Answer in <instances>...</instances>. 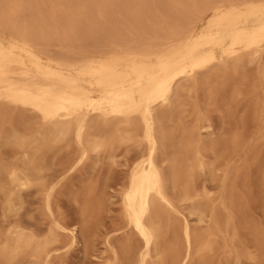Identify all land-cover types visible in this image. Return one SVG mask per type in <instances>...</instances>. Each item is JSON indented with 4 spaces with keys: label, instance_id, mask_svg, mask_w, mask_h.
<instances>
[{
    "label": "bare ground",
    "instance_id": "6f19581e",
    "mask_svg": "<svg viewBox=\"0 0 264 264\" xmlns=\"http://www.w3.org/2000/svg\"><path fill=\"white\" fill-rule=\"evenodd\" d=\"M122 14L135 19L124 24ZM84 35L85 49L45 47ZM263 55L264 0H0V128L9 123L16 147L0 159V264H64L77 230L97 264H213L218 250L235 264L254 258L239 243L234 190L246 135L218 134L208 106L229 83L239 94L244 67ZM258 74L264 138V65ZM61 142L73 149L49 174L45 153ZM120 148L136 149L120 186L86 185L75 197L80 217L65 221L58 187L101 157L116 163ZM204 175L222 177L220 193ZM33 187L47 218L38 228L17 218ZM113 204L120 220L101 229L94 219ZM252 233L264 253V229Z\"/></svg>",
    "mask_w": 264,
    "mask_h": 264
},
{
    "label": "rangeland",
    "instance_id": "374dc122",
    "mask_svg": "<svg viewBox=\"0 0 264 264\" xmlns=\"http://www.w3.org/2000/svg\"><path fill=\"white\" fill-rule=\"evenodd\" d=\"M167 4L169 0H165ZM172 2V1H171ZM153 15L164 18L169 14L166 9H152ZM123 23L134 21L133 14H122ZM196 25H200L198 22ZM1 32L9 36V31L1 29ZM89 41L84 35L80 40L67 39L66 41H52L45 47L50 53L58 54L69 51L80 50L89 45ZM67 48H73L68 50ZM85 49V48H84ZM259 64V65H258ZM264 65V55L262 61L257 64L247 65L244 67L246 78L244 83L240 85V93L234 95V85L229 83L216 96L214 102L208 106V113L212 118L218 134L221 132L228 133L229 130L239 128L244 131L246 137L244 140L243 151L239 157L237 165L240 167L239 174L234 177L237 197L241 203L243 212L237 221L239 228V236L243 246L247 245L254 258L243 256L240 264H264V253L260 252L254 246V234L252 226L259 225L264 229V138H260L262 120L256 118L254 113L255 101L257 98L256 85H259L258 72ZM243 71V72H244ZM220 80L222 78H219ZM203 105L205 100V91L200 88L198 97ZM193 99V98H192ZM9 129V123H4L0 128V159H11L16 147L8 143L5 139V130ZM254 136V137H253ZM253 137V138H252ZM73 146L66 142L48 149L45 153L44 164L49 174H54L61 168L63 162L72 151ZM136 152L135 148H120L117 150L116 163L111 164L107 159L101 157L97 161L94 168L78 171L69 175L58 187L56 194V211L65 221L71 222L80 217L79 203L75 201V197H82V192L86 189V185L93 184L96 187H119L124 178V170L126 167L122 165L126 157L130 158ZM94 163V162H91ZM92 165V164H91ZM90 166V165H89ZM207 178V183L212 187L213 192L218 194L221 192L220 175L214 180L208 175L199 177V181ZM112 192V188L108 189ZM23 207L20 209L18 219L24 224H30L33 227L45 226L47 218L42 214V199L33 187L23 193ZM3 196L0 192V223L2 216ZM117 204L112 205L110 212H102L94 221L100 219L101 229L110 228L119 222L120 214ZM243 214L245 217H243ZM79 243L72 248L63 257L64 264H97V258L91 255L90 248L81 241L79 230H77ZM96 247L103 249L104 246L99 241H95ZM227 253L218 250L213 254V264H235L236 260L226 259ZM196 264V263H192Z\"/></svg>",
    "mask_w": 264,
    "mask_h": 264
}]
</instances>
